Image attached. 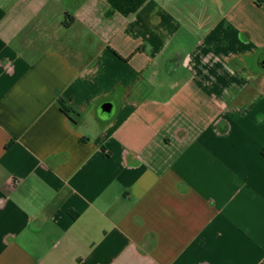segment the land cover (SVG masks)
Instances as JSON below:
<instances>
[{
  "label": "crops",
  "instance_id": "obj_1",
  "mask_svg": "<svg viewBox=\"0 0 264 264\" xmlns=\"http://www.w3.org/2000/svg\"><path fill=\"white\" fill-rule=\"evenodd\" d=\"M263 60L264 0H0V264H264Z\"/></svg>",
  "mask_w": 264,
  "mask_h": 264
},
{
  "label": "water",
  "instance_id": "obj_2",
  "mask_svg": "<svg viewBox=\"0 0 264 264\" xmlns=\"http://www.w3.org/2000/svg\"><path fill=\"white\" fill-rule=\"evenodd\" d=\"M262 65L264 67V61L262 62ZM112 104L111 103H106L104 105L101 106V111L103 112H111L112 111Z\"/></svg>",
  "mask_w": 264,
  "mask_h": 264
},
{
  "label": "rangeland",
  "instance_id": "obj_3",
  "mask_svg": "<svg viewBox=\"0 0 264 264\" xmlns=\"http://www.w3.org/2000/svg\"><path fill=\"white\" fill-rule=\"evenodd\" d=\"M257 71H259V69H257ZM101 103V102H100ZM114 113V111H111V112H103L102 111V113H101V117H100V119H108V118H110L111 116H112V114Z\"/></svg>",
  "mask_w": 264,
  "mask_h": 264
},
{
  "label": "trees",
  "instance_id": "obj_4",
  "mask_svg": "<svg viewBox=\"0 0 264 264\" xmlns=\"http://www.w3.org/2000/svg\"><path fill=\"white\" fill-rule=\"evenodd\" d=\"M78 117H79L78 114H75V113L73 114V113H72V117H70V119H71V121H72L74 124L77 125V124H78Z\"/></svg>",
  "mask_w": 264,
  "mask_h": 264
},
{
  "label": "flooded vegetation",
  "instance_id": "obj_5",
  "mask_svg": "<svg viewBox=\"0 0 264 264\" xmlns=\"http://www.w3.org/2000/svg\"><path fill=\"white\" fill-rule=\"evenodd\" d=\"M264 61V60H263Z\"/></svg>",
  "mask_w": 264,
  "mask_h": 264
}]
</instances>
